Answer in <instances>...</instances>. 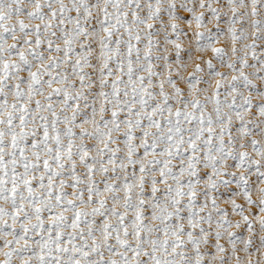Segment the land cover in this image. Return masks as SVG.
I'll return each instance as SVG.
<instances>
[{"label":"snow or ice","instance_id":"obj_1","mask_svg":"<svg viewBox=\"0 0 264 264\" xmlns=\"http://www.w3.org/2000/svg\"><path fill=\"white\" fill-rule=\"evenodd\" d=\"M0 264H264V0H0Z\"/></svg>","mask_w":264,"mask_h":264}]
</instances>
